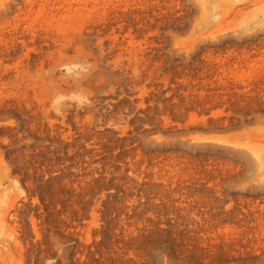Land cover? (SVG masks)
I'll use <instances>...</instances> for the list:
<instances>
[{
	"label": "rangeland",
	"instance_id": "374dc122",
	"mask_svg": "<svg viewBox=\"0 0 264 264\" xmlns=\"http://www.w3.org/2000/svg\"><path fill=\"white\" fill-rule=\"evenodd\" d=\"M0 264H264V0H0Z\"/></svg>",
	"mask_w": 264,
	"mask_h": 264
},
{
	"label": "clouds",
	"instance_id": "9594fccd",
	"mask_svg": "<svg viewBox=\"0 0 264 264\" xmlns=\"http://www.w3.org/2000/svg\"><path fill=\"white\" fill-rule=\"evenodd\" d=\"M69 71H71V69H69Z\"/></svg>",
	"mask_w": 264,
	"mask_h": 264
}]
</instances>
